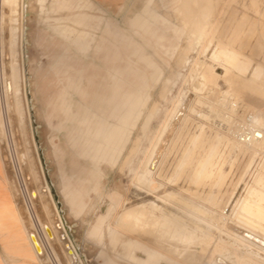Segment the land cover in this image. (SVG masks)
I'll list each match as a JSON object with an SVG mask.
<instances>
[{"label":"rangeland","instance_id":"rangeland-1","mask_svg":"<svg viewBox=\"0 0 264 264\" xmlns=\"http://www.w3.org/2000/svg\"><path fill=\"white\" fill-rule=\"evenodd\" d=\"M82 14L93 21L77 24ZM0 15V110L9 137L0 135L1 161L7 195L38 256H52V247L61 264H131L122 260L121 243L127 239L169 261L159 264H177L169 250L175 252L178 244L123 224V214L140 207L168 223L174 238L190 239L198 264L232 247L243 249L227 229L232 220L251 219L248 207L255 213L257 193L264 196V184H257L258 177L264 181V143L252 159L227 131L257 112L249 101L264 102V0H128L116 14L91 0H21L13 12L1 1ZM105 23L119 35L108 36ZM10 25L16 35L13 64ZM64 27L73 33L63 34ZM80 33L85 36L75 42ZM221 47L260 65L261 77L233 74L238 85L225 83ZM12 71L18 74V104ZM202 72L208 77L204 82ZM79 76L86 95L70 87ZM115 84L133 99L141 95L143 104L131 118L125 143L95 158L84 145L86 125L72 115L89 107L99 117L98 101L92 100L110 94ZM224 93L237 99L235 112L222 107ZM183 98L195 113L185 110L155 170L146 174L140 162L149 148L151 155L159 127ZM259 118L264 125V109ZM251 190L257 193L250 197ZM152 203L161 211L149 208ZM26 208L35 230L29 229ZM124 217V222L132 218ZM134 255L146 259L141 251Z\"/></svg>","mask_w":264,"mask_h":264},{"label":"bare ground","instance_id":"bare-ground-1","mask_svg":"<svg viewBox=\"0 0 264 264\" xmlns=\"http://www.w3.org/2000/svg\"><path fill=\"white\" fill-rule=\"evenodd\" d=\"M1 1L4 4H7L10 7V10L13 12V11H15L17 4L20 3L21 0H0V2ZM181 3H182V1H181ZM179 5H181V4H179ZM175 9H174V11H175ZM178 14L179 13H177V15ZM2 18H3V15H2ZM0 19H1V15H0ZM9 33H10L9 43H10V51H11V63L13 64L17 61L16 60L17 59L16 53L14 51V43H15L16 35H15V29L11 25L9 27ZM0 53H1V49H0ZM239 53H241V52H239ZM219 54H220V58H221L220 62L222 63V65L224 67V74L223 75L221 74V76L224 78L225 83H233L234 85L237 86L238 82L235 79V76H237V75L238 76L249 75L250 79L255 80V79L260 78L262 73H263L262 67L258 64H255V63L252 64V60L248 59V57L246 55L245 56L247 58L241 54L234 52V51H230V50L223 49V48L219 52ZM233 74H235V76ZM16 77H18L17 71L16 72L12 71L11 72V78H12V80L14 79L12 81V95L14 97L16 104H18V100H19L18 95L20 94V90H19L20 88L18 87V79ZM217 77L218 76H216V78ZM207 78L208 77L206 76L205 72H202V75H201L202 81L204 82L205 80H207ZM220 79H221V77H220ZM164 82H165V80H164ZM5 94L7 95V93H5ZM223 95H224L223 96L224 99L222 102L224 104L222 103V107L227 108V106H228L230 109L229 112L230 111L235 112V110H234L235 106L238 104L237 101H235V100H237V99H233V101H231L232 98L231 99L229 98L231 96L230 94L224 93ZM176 100H178V99L176 98L175 101ZM184 101H185L184 98H183V101L179 100L174 108H173L174 105H172L173 110L171 112H168L169 114H167V116L165 117V119L163 120V122L161 124V127H159L160 129L157 133V136L155 137L156 143H155V146H153L154 148L151 151V155H150V148H149L146 155L144 156V159L140 162V167H142L145 164L144 166L146 169V174H151L153 172V170H155L160 156L163 154L164 150L167 149L166 147H167V144L169 143V139L172 135V132L174 131L176 125L180 122V120L182 119V121H183L182 117L185 113V110L187 109V105L183 104ZM249 102L256 104V107L258 108L257 112L256 113L251 112V113L246 114L245 117L243 118V120L240 121V123H237L238 124L237 126L235 125V126L228 127L227 133L229 134L228 137L230 138V140L235 145L240 146V151L244 150V151L250 153V156L253 159V157L256 156V150L260 147V145L262 143H264V125L261 124L260 118H259L260 110L264 109V102L255 101V100H252ZM2 109L3 108H1V110H0V135L2 133H6V136L8 137V132H7L8 121H6L7 119L6 120L4 119V115H3L4 112L2 114ZM187 112H194L195 113V111L193 110L191 105L188 107ZM22 121H23V118L19 114V124H21ZM240 125H242L241 127H249L250 129L256 128L258 135L256 137L252 136L249 140H246V137L243 141L239 140L236 136H237V132L240 129L239 128ZM8 139H9V137H8ZM0 143H1V141H0ZM149 155H150V158L146 162ZM22 160H24V159H22ZM0 167H1V165H0ZM137 179H138V172L136 174V177L133 179V181L135 180V182H134L135 185H136ZM257 184L258 185L264 184L263 177H258ZM132 185H133V183H132ZM19 187H20V192L23 195V188L21 185ZM149 188H151V187H149ZM147 190H149V189H147ZM255 193H257V191L251 190L250 197L252 195H254ZM257 194H258V196L260 195L259 196L260 198L258 199V202L255 205L256 212L254 213L251 211V208H253V207H251V206L248 207V213H250V215H252V218L251 219H244V218L239 219L238 218L235 221L232 220L230 222V228L227 229L228 236L235 243L242 246L243 249L239 250L235 247H232V252H228V253L226 252L227 254H224L221 252L216 253L212 256V259L208 262V264H245V262L250 263V264H264V261L261 257L264 255V196L262 194H259V193H257ZM6 199H7V207H9L11 205L10 204L11 198L9 195H7ZM149 208H151L152 210L158 211V212L161 211V208H159L157 205H155L153 203L150 204ZM26 213L28 214L29 219H30L29 220V225H30L29 229L35 230L37 223L34 220V218H32V216L29 213L27 208H26ZM6 214H7L6 234H4V235L0 234V248L3 251V254H4L3 256H5L3 261H1L2 259H0V262L2 264H55L53 259H52L53 257L57 261V264H61L60 260L58 259V255H57L55 249L52 247H51L52 254H53L52 256H50L47 252H44L45 253L44 257L38 256L35 249H34L32 239H31V236L29 234L30 232L28 231V228L25 226L24 221L22 220L20 215L19 214L17 215V214H15L9 210H7ZM125 214H130L132 216L130 221L124 222L125 221V217H124ZM237 217H238V215H237ZM122 221H123L124 225H128V224L132 223L131 224L132 227H136L138 230L142 231L143 233L146 230H148V233L153 237L155 236L156 239L160 238V240H162V241L166 240V241H169V242L171 241V242L178 244V247L176 248V250L174 249L175 252L174 251L171 252L168 249L169 253H171L170 254L171 257L177 262V264H198L199 263V259L196 256V252L191 249V244H192L191 240L190 239H184V238H174L173 236H171L172 227L168 223H166L162 220H157L156 217L151 212L145 210V207L133 208V210H130V211L124 213L122 216ZM40 226H41V224H40ZM136 228L134 230H136ZM127 242H128V240H127ZM168 247H170V246H168ZM194 247H196V246H194ZM248 249L254 250L259 255H254L253 253L248 252ZM153 252H154L153 250H150V253H153ZM238 252L242 256H238V254H237ZM7 257H10V260H6ZM203 264H205V263H203Z\"/></svg>","mask_w":264,"mask_h":264},{"label":"crops","instance_id":"crops-1","mask_svg":"<svg viewBox=\"0 0 264 264\" xmlns=\"http://www.w3.org/2000/svg\"><path fill=\"white\" fill-rule=\"evenodd\" d=\"M94 4L98 5L102 9L106 10L111 14H116L120 12L121 8L126 4L128 0H91ZM93 18L88 14H82L81 19L77 22L79 25L89 24ZM98 23H100V19H98ZM144 33L155 34V30L152 28H144L138 27ZM108 36H118L119 32L112 27V24L105 23V30ZM63 34H72L73 30L64 27L62 29ZM82 36L85 34L80 33V36L75 39V42H79V40L83 39ZM159 39H163V36H160ZM83 50L88 48V45H80ZM140 80H145L142 77H139ZM82 78L79 76L76 81L71 82L70 87L74 88L76 91H80L83 95H86L84 90L81 89ZM146 84L141 86V89H145ZM140 89H138L139 95ZM134 94L132 93H121V89L117 84L113 87L110 94H106L103 97H99L97 100L93 99L92 103L98 101L99 110L102 113L99 115H95L86 107L83 113L80 114L78 111L77 114H73V120L77 121L78 124L86 125V133L85 135V148L88 151L93 153V157H101L109 154V152H113L116 150L114 146L118 144H124L127 140L125 131L129 124L134 122L131 118L139 115L138 109L142 106V96H136L137 98L133 99ZM71 103L68 102L66 104V112H70ZM108 113V114H107ZM104 115V116H103ZM109 119H114L116 121L115 124L110 123ZM0 234H6L7 228V210L12 211L15 214H19L18 207L11 201V205L7 207V181H6V173L4 165L1 162V152H0ZM5 197H4V196ZM134 244V245H133ZM122 247V260L126 263L130 262L131 264H159L161 260H166L163 256H161L157 251L150 253V251H143L141 247L130 240H124L121 243ZM138 250L145 254L146 259H140L134 255V251ZM3 251L0 249V259L3 261ZM167 261V260H166ZM169 263V261H167ZM4 263V262H3ZM0 264H2L0 262Z\"/></svg>","mask_w":264,"mask_h":264},{"label":"built area","instance_id":"built-area-1","mask_svg":"<svg viewBox=\"0 0 264 264\" xmlns=\"http://www.w3.org/2000/svg\"><path fill=\"white\" fill-rule=\"evenodd\" d=\"M242 125L239 126V131L237 132V138L241 141H243L246 137V140H249L252 136H257V129L252 128L250 129L249 127H241Z\"/></svg>","mask_w":264,"mask_h":264}]
</instances>
